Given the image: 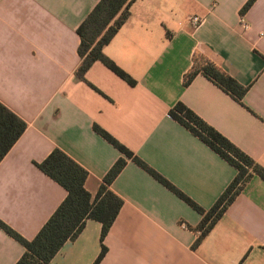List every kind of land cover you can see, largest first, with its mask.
Masks as SVG:
<instances>
[{
	"label": "crops",
	"instance_id": "crops-1",
	"mask_svg": "<svg viewBox=\"0 0 264 264\" xmlns=\"http://www.w3.org/2000/svg\"><path fill=\"white\" fill-rule=\"evenodd\" d=\"M99 0H0V101L27 128L0 162V219L33 239L67 191L37 165L60 148L88 171L95 197L111 166L126 157L99 125L205 209L237 170L169 115L182 101L264 167V0H135L104 53L136 80L101 61L75 73L80 23ZM202 18L194 25L190 17ZM244 17L249 28L244 29ZM248 86L244 104L202 74L200 58ZM123 205L99 264H264V180L253 176L194 248L201 214L132 159L110 186ZM102 224L87 219L51 264H93ZM24 246L0 228V264Z\"/></svg>",
	"mask_w": 264,
	"mask_h": 264
},
{
	"label": "trees",
	"instance_id": "trees-1",
	"mask_svg": "<svg viewBox=\"0 0 264 264\" xmlns=\"http://www.w3.org/2000/svg\"><path fill=\"white\" fill-rule=\"evenodd\" d=\"M134 1L99 0L80 23L76 30L80 38L78 46L80 62L75 71L78 77L86 80L85 73L87 70L94 62L101 61L130 85L136 84V80L130 74L104 53V47L128 20ZM255 1L248 0L241 12L245 13ZM198 74L204 75L238 103L245 105L244 97L249 87L241 84L211 60L201 57L198 63L185 75L184 86H189ZM169 115L237 170L236 176L211 208L205 209L198 205L149 167L133 151L95 124V131L114 144L126 157L119 158L111 166L95 197L85 187L88 171L60 148H54L42 162H36V165L45 174L66 189L67 195L33 239H26L0 219V228L19 241L25 248L24 253L15 264H51L64 244L79 235L87 219H94L102 224L101 251L93 263L99 264L107 252V247L104 244L105 237L124 202L120 196L111 190L110 186L126 166L127 159H132L146 169L201 214L202 218L199 224L195 227L189 226L192 230L199 231V235L193 243L194 248L212 230L253 176L257 175L264 180V167L262 165L207 123L184 102L178 101L169 110ZM26 128V121L0 101V162L22 136Z\"/></svg>",
	"mask_w": 264,
	"mask_h": 264
},
{
	"label": "built area",
	"instance_id": "built-area-1",
	"mask_svg": "<svg viewBox=\"0 0 264 264\" xmlns=\"http://www.w3.org/2000/svg\"><path fill=\"white\" fill-rule=\"evenodd\" d=\"M190 20L194 23V25H199L202 22V18L198 15L190 17ZM240 24L244 27V29L249 28V24L243 16L240 18Z\"/></svg>",
	"mask_w": 264,
	"mask_h": 264
}]
</instances>
